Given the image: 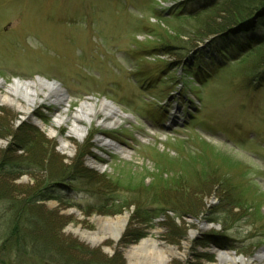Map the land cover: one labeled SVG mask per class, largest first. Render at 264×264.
Segmentation results:
<instances>
[{
    "label": "rangeland",
    "instance_id": "1",
    "mask_svg": "<svg viewBox=\"0 0 264 264\" xmlns=\"http://www.w3.org/2000/svg\"><path fill=\"white\" fill-rule=\"evenodd\" d=\"M229 1L0 0L4 85L58 83L69 118L94 104L86 137L63 151L67 126L48 135L60 105L24 116L0 103V227L16 210L32 220L23 246L0 236V264H132L127 251L148 239L173 249L166 264H219L220 252L264 264V74L248 71L264 43L226 58L209 47L211 30L254 0L226 11ZM103 100L118 109L115 126L104 124ZM79 159L91 184L59 178L70 167L78 175ZM17 162L28 167L8 175ZM50 194L59 200L37 199ZM121 216L116 242L99 220ZM79 230L106 239L94 246Z\"/></svg>",
    "mask_w": 264,
    "mask_h": 264
},
{
    "label": "bare ground",
    "instance_id": "2",
    "mask_svg": "<svg viewBox=\"0 0 264 264\" xmlns=\"http://www.w3.org/2000/svg\"><path fill=\"white\" fill-rule=\"evenodd\" d=\"M0 87H5L6 89L4 95L0 94V103L18 109L24 116L31 115L38 105L47 101L60 105V111L55 116L48 135L51 138H56L58 137V129L67 126L68 132L66 137H59L60 148L63 151H68L73 148L68 138H75L79 142L83 141L89 127L93 123L91 112H93L92 105L94 104L90 103V100L82 102L79 109H77L72 117L69 118L66 116L67 106L65 107V105L69 104L70 101L67 99V94L54 82L39 77L33 81L15 79L12 84L5 86L0 79ZM100 111H103L106 117L104 124L106 123L108 126H115L117 124L118 109L113 103L103 100ZM37 124L40 128L45 129L42 123ZM106 146L118 149L113 143H107ZM127 221V216H121L115 219H101L99 223L110 231L108 238L117 242L125 230ZM75 233L80 236L82 240L94 246L101 244L106 239V237H100L96 234H87L80 230L75 231ZM187 242H191V239L188 238ZM173 252V249H168L164 246L161 247L152 239H148L142 241L139 246L129 249L127 251V257L132 264H166V255L168 253L173 254ZM139 255L148 258V262H143L139 258ZM261 256L264 258V253H261ZM218 260L219 264H248V260L237 258L227 252H220L218 254Z\"/></svg>",
    "mask_w": 264,
    "mask_h": 264
},
{
    "label": "trees",
    "instance_id": "3",
    "mask_svg": "<svg viewBox=\"0 0 264 264\" xmlns=\"http://www.w3.org/2000/svg\"><path fill=\"white\" fill-rule=\"evenodd\" d=\"M229 2L230 3H228L227 6L224 7L226 11H228L229 8L233 4H235L234 2L237 3L238 0L237 1L230 0ZM244 6H246L247 8L243 10L242 9L236 10L234 11V13H232L231 17L223 20V23L221 25L222 29L219 28V31L218 29L211 30L212 34H214L215 37L213 38L212 41L209 42V47H212L213 51L216 50V52L219 54L221 58H226L227 56L228 57L231 56L230 53H234L235 52L234 50H236V48L237 49L241 48V50H244L247 48L250 50L248 53L250 55L256 51L257 47L262 46L264 43V35L258 36L257 34V32L260 30L264 31V0L250 1L244 4ZM218 12L220 13L221 10H219ZM231 33L234 34L235 36L230 37ZM221 61L222 60H219L217 62H221ZM260 67H263V69L258 73L257 70ZM255 70L257 71L258 75L264 74V59H256L252 63L248 71L250 72V74H252L254 73ZM26 167L25 166L22 167V164L17 162L14 164L10 163V164L5 165L4 169L6 170V173L8 175L12 176L21 170L24 171ZM71 168L72 167L66 169V171L63 170L64 173L61 174L59 178L69 179L70 178L69 176H71L73 178V181L76 184L82 183V185L85 186V184H83L85 180L88 179L87 181H89V184H91L92 181L94 180L93 177H96V176H91V179H90V176L87 175V173L84 171L85 169H83L81 159L78 160V164L75 165L74 167V168H78L77 169L78 175L71 174ZM16 169H18L19 171ZM91 174L94 175L92 171H91ZM18 175H22V172H19ZM2 176H4V174ZM3 178H6V177H3ZM37 199L38 201L59 200V198L56 197V195L54 194H50L49 196L44 195V197L42 198L37 197ZM13 205L15 206L16 204L14 203ZM24 213L25 215L27 214L26 211ZM13 214H14L13 218L15 217V219L11 218L10 221L7 220V223H5L4 220H2L4 223H2L0 227V233L2 234L0 236H2V241H7L6 244L11 243V242L13 244H16L17 239H19L20 241H18L19 242L18 244L20 247V246H23V243L28 238L24 236L23 234L21 235L22 227L25 228L27 226L26 224L31 223L32 220L25 219L23 215H21L22 210H16V212ZM148 214L149 212L143 213V216L146 217V220H147L146 224L150 223V218H149L150 214L149 215ZM212 216L213 217L219 216L218 217L219 221L224 220V223H227L228 219H230L229 211L227 210H222V211L217 210L216 212H214ZM144 236H145V233L142 232V233L134 235V237L132 238H133V241L138 242ZM126 245H127V242H126Z\"/></svg>",
    "mask_w": 264,
    "mask_h": 264
},
{
    "label": "water",
    "instance_id": "4",
    "mask_svg": "<svg viewBox=\"0 0 264 264\" xmlns=\"http://www.w3.org/2000/svg\"><path fill=\"white\" fill-rule=\"evenodd\" d=\"M57 84V83H56ZM59 86V84H57Z\"/></svg>",
    "mask_w": 264,
    "mask_h": 264
}]
</instances>
